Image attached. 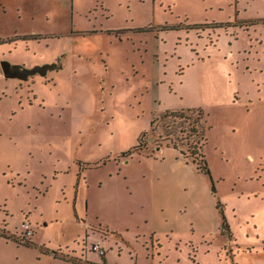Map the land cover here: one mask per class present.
<instances>
[{
  "label": "rangeland",
  "instance_id": "374dc122",
  "mask_svg": "<svg viewBox=\"0 0 264 264\" xmlns=\"http://www.w3.org/2000/svg\"><path fill=\"white\" fill-rule=\"evenodd\" d=\"M11 58L60 68L0 65V264H264V0H0Z\"/></svg>",
  "mask_w": 264,
  "mask_h": 264
},
{
  "label": "trees",
  "instance_id": "16d2710c",
  "mask_svg": "<svg viewBox=\"0 0 264 264\" xmlns=\"http://www.w3.org/2000/svg\"><path fill=\"white\" fill-rule=\"evenodd\" d=\"M32 36L34 38L37 37V35H32ZM156 114H161L160 118H162V119H169V117H170L171 120H169L168 126H170L174 122V120L172 118H174L175 120L178 119V123L181 125L183 124L182 123L183 121H180V120H182V119H185L186 121L190 120L189 122H190L191 126H190V130H189L188 134H192L193 136H195L196 137V143L200 144V146L198 145L197 147H195L194 153H197L196 148L203 150L204 144L206 143V140H207V138H206V131H207L206 123H207V115H208L207 111L204 108H202V107H187V108H181V109H165L164 111H161L159 113H155L152 116L151 123H150L151 125H153ZM182 130L183 129L179 130V132H181ZM165 135H166L167 139L173 140V138L178 137L177 129L172 128L169 132L165 133ZM171 137H173V138H171ZM170 146L177 148L176 143H173V145H168V147H170ZM140 150H142V147L140 146V143H139L137 145H134L132 147V149L129 150L125 154H130L132 152H139ZM201 157H202L201 161L197 160V157H194L192 159V162L196 164L197 168L200 171H203L204 173L210 175V177H211L210 168H209L208 161L206 159V154L204 151L201 152ZM212 189L214 192L216 191L214 183L212 185ZM217 204L221 210L222 225L227 228L228 224H227L226 216L224 214V210L222 208V204H221L220 200L217 202ZM0 236L4 237L5 231L0 233ZM11 238L14 239L15 241H17L21 244L27 245V246H30L33 244L32 241L29 239H20L16 236H13ZM100 252H102V249L100 250ZM101 255L104 256L105 255L104 252H102Z\"/></svg>",
  "mask_w": 264,
  "mask_h": 264
},
{
  "label": "water",
  "instance_id": "95a60500",
  "mask_svg": "<svg viewBox=\"0 0 264 264\" xmlns=\"http://www.w3.org/2000/svg\"><path fill=\"white\" fill-rule=\"evenodd\" d=\"M3 75L7 78H19L22 80L28 79L34 74L46 75L49 70L60 68L57 62L36 64L32 67H26L19 63H12L8 59L0 61Z\"/></svg>",
  "mask_w": 264,
  "mask_h": 264
},
{
  "label": "crops",
  "instance_id": "0c3cea01",
  "mask_svg": "<svg viewBox=\"0 0 264 264\" xmlns=\"http://www.w3.org/2000/svg\"><path fill=\"white\" fill-rule=\"evenodd\" d=\"M5 54V53H4ZM9 54H10V52H9ZM12 59V58H11ZM8 59L9 61H11L12 63H16V62H19V63H21V60H17V59ZM32 59H34V58H32ZM34 63H37V64H42V62H40V61H35ZM45 63V62H44ZM49 63H51V62H49ZM21 65H22V63H21ZM160 78V77H159ZM158 78V79H159ZM164 111V110H163ZM249 155H251L252 156V154H250L249 153ZM253 157V156H252ZM257 190V189H256ZM262 189H259V191H258V193H256V194H259V195H264V190L263 191H261ZM255 192V191H254ZM245 195H242V194H240L239 195V197L240 198H242L243 199V201H244V203H242L240 206H238V208H240V210L242 209V206L243 205H248L247 203H245V200L247 199V200H249L250 199V195L248 194L247 195V197H245V198H243ZM232 206V205H231ZM235 210V209H234ZM255 212H253V211H251V216L255 219ZM255 222H257L256 220H255ZM258 226H259V224L258 223H256V226H255V228L254 229H257L258 228ZM247 232H249L250 234H252V232H250V230H248L247 229ZM249 234V235H250ZM257 235H259V234H257ZM263 244H264V242H263ZM255 246H257V245H255ZM259 251H261L263 254H264V249H258V251H256V252H259Z\"/></svg>",
  "mask_w": 264,
  "mask_h": 264
},
{
  "label": "built area",
  "instance_id": "2783aa9c",
  "mask_svg": "<svg viewBox=\"0 0 264 264\" xmlns=\"http://www.w3.org/2000/svg\"><path fill=\"white\" fill-rule=\"evenodd\" d=\"M24 227H25V228H29V225H28V224H24ZM26 230H27V229H26ZM28 232L31 233L30 230H28ZM94 247H95L97 250H99V248H101L99 244H96Z\"/></svg>",
  "mask_w": 264,
  "mask_h": 264
},
{
  "label": "flooded vegetation",
  "instance_id": "af4514ba",
  "mask_svg": "<svg viewBox=\"0 0 264 264\" xmlns=\"http://www.w3.org/2000/svg\"><path fill=\"white\" fill-rule=\"evenodd\" d=\"M55 62V61H54ZM1 65V64H0Z\"/></svg>",
  "mask_w": 264,
  "mask_h": 264
}]
</instances>
